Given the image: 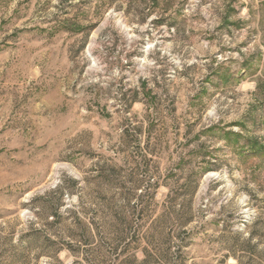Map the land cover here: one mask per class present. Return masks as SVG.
I'll return each instance as SVG.
<instances>
[{"label": "rangeland", "instance_id": "1", "mask_svg": "<svg viewBox=\"0 0 264 264\" xmlns=\"http://www.w3.org/2000/svg\"><path fill=\"white\" fill-rule=\"evenodd\" d=\"M0 264H264V0H0Z\"/></svg>", "mask_w": 264, "mask_h": 264}]
</instances>
